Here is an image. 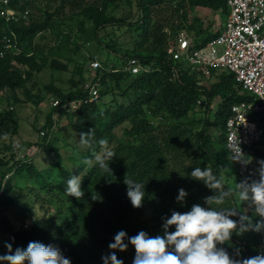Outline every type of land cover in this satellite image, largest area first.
Masks as SVG:
<instances>
[{
  "label": "trees",
  "instance_id": "trees-1",
  "mask_svg": "<svg viewBox=\"0 0 264 264\" xmlns=\"http://www.w3.org/2000/svg\"><path fill=\"white\" fill-rule=\"evenodd\" d=\"M9 5L31 12L28 20L17 21H9L0 13V113L3 114L0 138L18 132L14 111H2L3 92L14 91L16 103L20 101L18 90L30 100L43 98L42 93L34 94L28 83L47 65L56 66L59 61L49 58L59 53L79 31L84 30L85 38L118 54L121 67L134 57L151 70L133 74L95 69L90 81H98L100 97L96 100H90V92L84 86L68 92L57 91L61 104L53 107L56 110L63 107L59 116L68 112L74 115L68 123L79 141L80 134L89 130L94 132L96 142L108 140L116 155L109 164L111 171L83 163L84 158L92 157L93 151H100L98 143L85 149L79 142L78 147H71L67 158L59 145L48 144L50 130L57 123L52 112L42 127V131L47 130L42 137L44 145L55 155L59 178L42 176L33 160L23 164L16 160L17 153L8 155L0 144V256L11 254L8 244L14 253L18 247L26 248L30 241H39L58 246L72 264H103L101 257L111 251L108 245L118 231H126L129 237L141 230L152 232L153 236L162 234V217L170 216L173 210L183 213L193 204L207 207L204 198L214 193L190 177L195 167H211L223 177L226 188L229 186L225 175L233 178L235 184L243 181L238 176L237 160L233 159V165L229 160L233 154L227 146L226 121L235 103L254 100V94L244 88L233 71L214 69L212 77L216 79L209 82L202 73L184 67L168 51L170 37L175 38L183 29L195 36L197 45L216 37L221 30L210 32L204 20L191 16L190 12L196 7H208L227 16L226 0H10ZM126 5L130 10L117 16L115 13ZM73 22L78 24L77 30ZM109 26H125L127 31L137 32L136 47L122 52L113 42H104L101 31ZM46 31H51L59 43L41 47L37 38ZM6 35L17 43L18 53L1 55ZM102 63L107 67V63ZM109 91L114 92L106 103ZM217 97H221V102L213 111L211 105ZM199 103L203 108L196 111ZM212 111L213 123L221 129L219 134L210 121ZM253 118L264 127V110L255 112ZM256 157L260 169V162L264 161V136L256 148ZM25 169L39 183L36 194L25 193L12 176L3 184L6 173ZM72 175L83 178L84 197L80 200L65 194L66 182ZM125 177L145 184V199L139 209L133 208L127 197ZM181 188L188 193L182 203L176 199ZM149 205L152 226L140 220ZM36 207L40 215L33 218ZM224 207L235 208L236 215L231 219L238 223L241 215L249 217L253 224L261 219L246 203L229 201ZM11 211L19 215L22 225L9 217L7 213ZM261 245V232L251 230L233 233L231 241L221 247L230 255L239 249L240 259L258 255ZM116 255L123 264H132L135 249L129 245L126 251L117 250Z\"/></svg>",
  "mask_w": 264,
  "mask_h": 264
},
{
  "label": "clouds",
  "instance_id": "clouds-1",
  "mask_svg": "<svg viewBox=\"0 0 264 264\" xmlns=\"http://www.w3.org/2000/svg\"><path fill=\"white\" fill-rule=\"evenodd\" d=\"M80 143L89 147L98 143L100 146L99 152L93 151L91 158H84L85 165H96L101 170L111 171L109 164L116 155L107 139L102 138L96 142L94 132L89 130L80 134ZM233 148L235 151L232 158L241 159L243 153L236 142ZM260 165L259 180L251 183L245 180L236 183L234 188H226L223 177L215 174L211 167H195L190 177L202 182L214 193L204 198L207 207L193 204L189 211L183 213L173 210L170 216L162 217V234L152 236L141 230L129 237L126 231H118L113 242L108 245L111 251L101 257L103 264H123L117 258L116 251H126L129 245L135 249L132 264H264V253L238 259L239 249L230 255L221 247L231 241L233 233L264 231V161ZM82 179L79 175H72L67 180L65 194L68 197L77 200L84 197ZM124 184L132 207L141 208L145 199V184L127 177ZM187 195L183 188L179 189L177 202H184ZM92 198L96 199L94 196ZM229 201L247 203L261 219L253 224L249 217L241 215L238 223L231 219L236 215L235 208L224 207ZM172 228L175 230L171 231ZM6 246L11 254L0 256V264H72L54 244L30 241L26 248L18 247L14 253L10 244Z\"/></svg>",
  "mask_w": 264,
  "mask_h": 264
},
{
  "label": "rangeland",
  "instance_id": "rangeland-1",
  "mask_svg": "<svg viewBox=\"0 0 264 264\" xmlns=\"http://www.w3.org/2000/svg\"><path fill=\"white\" fill-rule=\"evenodd\" d=\"M129 10L130 7L126 5L115 14L121 16ZM190 14L191 16L196 15L202 18L205 22V26L209 27L210 32L222 30L227 18L220 10H214L208 7H196ZM73 25L77 30L78 24L73 22ZM138 35L139 34L135 31H127L125 26H109L101 31L102 40L104 42H113L117 48L123 50L122 52L132 50L136 47V43L139 39ZM190 35H192V33H190ZM72 38L69 44L63 45V49L59 53L49 58L50 61H59L56 66L51 67L47 65L41 72L36 73L34 78L28 83V87L31 91L34 94L42 93L43 98H40L39 101H36L35 98L30 100L27 99L26 95L23 94L21 90H18L16 94L20 97V101L16 103L13 100L14 91L5 90L2 94V111L5 112L8 109L14 111V119L18 123V132L12 133V135H8L6 138H0V144L5 146L8 155H10V152L17 153L18 156L16 160L23 164L33 160L36 168H39L44 177L52 176L59 178V169L55 162V155L47 145H44V139L42 137L44 136L42 127L51 112L57 123L54 128L50 130L48 144L53 143L54 145H59L64 152V157L67 158L71 152V147H78L80 142L75 137L76 132L68 123L69 120L74 118V115L68 112L67 114L59 116V113L64 111L63 107L59 110L53 107V102L58 97V89L68 92L82 88L83 86L85 87V85L90 82L92 76H94L95 69L92 68L91 63L95 59L107 63V65L105 64L107 67L112 65L116 66V64L120 67L123 66L121 57L118 54L107 51L103 48L102 44L100 45L95 40H88L85 38L84 30L79 31L78 34H73ZM37 42L41 47L44 46L49 48L51 45L59 43V40H56L51 31H46L38 36ZM75 42H77L78 46L75 45ZM219 49L222 50L221 47H219ZM203 79L213 82L216 78L210 77L209 79L204 77ZM113 92L114 91L107 92V96L104 99L106 103H109ZM220 102L221 97L215 98L211 105L213 111L218 109ZM200 103L196 111L202 110L203 107ZM213 111L210 114V121L216 134H219L221 133V129L216 127L215 123H213L215 116ZM2 115L3 114L0 113V118ZM45 132L47 133V130H45ZM17 145H19V147H16ZM83 146V148L86 147L85 145ZM229 160L233 165V158L230 157ZM65 163L68 164L66 161ZM69 164L71 165L72 163L69 162ZM12 180L17 187H23L25 193L36 194L39 191V183H37L35 177L27 173L26 169L22 171L17 170L12 174ZM225 182L229 187H235L233 178L228 179L225 175ZM31 188L34 189L31 190ZM246 209L248 210L249 207H246ZM7 214L17 225H22L19 215L14 214L12 211ZM39 215L40 210L36 207L32 217L37 218ZM151 215L152 207L149 205L144 209L140 216V220L152 226L154 222L150 219ZM25 225L26 224H24V226ZM261 234H264V231H261ZM149 235L153 236V233L151 232Z\"/></svg>",
  "mask_w": 264,
  "mask_h": 264
},
{
  "label": "built area",
  "instance_id": "built-area-1",
  "mask_svg": "<svg viewBox=\"0 0 264 264\" xmlns=\"http://www.w3.org/2000/svg\"><path fill=\"white\" fill-rule=\"evenodd\" d=\"M229 13L219 34L204 45H197L195 36L187 30H181L175 38L170 37V55L183 63L184 67L198 71L206 78L212 77L214 69H229L236 74L238 81L246 90L254 94V100L235 103L231 115L226 121L227 146L233 154L234 142L243 153L236 159L239 167V179L249 183L259 180V167L256 148L264 136V127L253 118L255 112L264 110V0H226ZM10 0H0V13L9 21L28 20L30 9L20 11L11 7ZM222 48V50L219 49ZM20 48L8 35L1 55L18 53ZM93 69L104 68L110 71H131L133 74L148 72L137 58H130L121 68L114 65L104 67L98 59L92 61ZM179 70V69H178ZM178 72V71H176ZM177 74V73H176ZM90 92V100L100 97L98 81L85 85ZM60 99L53 106H60ZM43 134L46 132L43 130ZM13 171L6 173L3 184L11 178ZM2 189H0V193ZM264 253V234L258 255Z\"/></svg>",
  "mask_w": 264,
  "mask_h": 264
}]
</instances>
